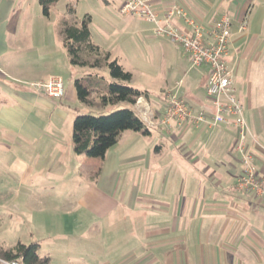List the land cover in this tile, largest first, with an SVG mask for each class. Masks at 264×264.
<instances>
[{
    "label": "crops",
    "instance_id": "crops-1",
    "mask_svg": "<svg viewBox=\"0 0 264 264\" xmlns=\"http://www.w3.org/2000/svg\"><path fill=\"white\" fill-rule=\"evenodd\" d=\"M250 2L156 0L155 8L163 12L178 6L206 31L228 16L230 50ZM130 17L138 21L125 20L128 32L153 35L151 22ZM173 24L190 29L180 18ZM58 28L37 0H0L3 248L36 243L38 254L51 264H264V205L235 188L241 165L233 149L234 129L229 124H158L171 88L193 112H214L206 94L208 67H191L184 54L186 70L174 67V85L163 87L159 99L147 95L130 106L148 133L123 131L102 159L90 158L73 149V120L89 109L106 108L77 99L73 81L90 78L69 63ZM126 42L96 44L120 63ZM51 76L63 81L60 99L26 85ZM246 124L253 162L264 176V146Z\"/></svg>",
    "mask_w": 264,
    "mask_h": 264
},
{
    "label": "rangeland",
    "instance_id": "rangeland-1",
    "mask_svg": "<svg viewBox=\"0 0 264 264\" xmlns=\"http://www.w3.org/2000/svg\"><path fill=\"white\" fill-rule=\"evenodd\" d=\"M122 1L59 0L50 9L49 14L56 26L63 20L80 25L83 20L88 19L91 41L94 44L117 47L118 42L126 39L127 49L118 60L124 69L132 74L127 85L140 91H147L148 98L154 101L159 99L163 87L174 85L178 77L174 73V67L182 69L181 72L186 70L181 61L185 58V53L179 45L170 43L171 41L164 36H156L154 32L153 35L142 36L143 38L128 32L127 29H130L131 25L125 20L130 15L120 13ZM69 7L73 8V14L68 13ZM244 25L245 29L238 31L233 37L235 41L230 46L226 61L227 66L235 71L236 95L244 105L245 120L249 123L256 142L264 146V0H251ZM170 45L173 49L169 47ZM78 67L83 68L85 75L91 80L96 81L100 77L105 82L111 80L106 67ZM168 67L170 71L166 72ZM64 83H67L66 78ZM129 106L123 102L109 106L102 112L89 109L88 113L95 116L106 115ZM68 255L71 256L72 253Z\"/></svg>",
    "mask_w": 264,
    "mask_h": 264
},
{
    "label": "built area",
    "instance_id": "built-area-1",
    "mask_svg": "<svg viewBox=\"0 0 264 264\" xmlns=\"http://www.w3.org/2000/svg\"><path fill=\"white\" fill-rule=\"evenodd\" d=\"M156 0H123L120 13L135 16L153 24L156 36H164L179 45L186 54L191 67L206 65L208 76L206 94L214 107V112H193L184 98L175 89H168L165 96V109L158 124L198 127L202 124L216 126L229 124L235 131L233 149L239 155L241 171L236 177L235 188L246 194H252L264 205V176L260 175L249 149V131L244 116V106L236 95L233 85L234 71L227 66L226 56L229 51L232 21L228 16H221L206 31L195 17L184 9L173 6L163 12L155 8ZM180 18L190 28L180 30L173 20ZM245 29L244 22L238 30ZM35 92L51 99L64 96V84L60 77L51 76L45 80L26 83ZM18 264V262H5Z\"/></svg>",
    "mask_w": 264,
    "mask_h": 264
},
{
    "label": "trees",
    "instance_id": "trees-1",
    "mask_svg": "<svg viewBox=\"0 0 264 264\" xmlns=\"http://www.w3.org/2000/svg\"><path fill=\"white\" fill-rule=\"evenodd\" d=\"M43 15L48 16L50 9L59 0H37ZM73 14V8L67 9ZM59 34L62 37L69 63L74 66H89L92 68L106 67L111 80L105 82L100 77L94 81H74L76 96L79 102L89 106L107 108L119 103L133 106L138 98L147 97V91H140L127 83L132 74L111 56L109 51L101 49L91 41L88 19L80 25L61 21ZM117 109L106 115L78 114L72 124L73 149L77 154L90 158L102 159L106 151L118 140L119 135L126 130L148 133L145 124L139 119L131 107ZM36 243L24 244L17 242L12 248L5 249L0 244V260L5 262H21L22 264H51L48 256L38 254Z\"/></svg>",
    "mask_w": 264,
    "mask_h": 264
}]
</instances>
